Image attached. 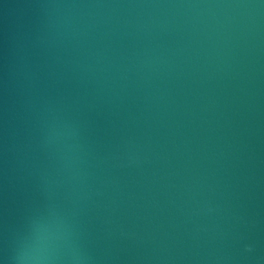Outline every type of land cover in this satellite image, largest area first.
Listing matches in <instances>:
<instances>
[{
	"label": "water",
	"instance_id": "95a60500",
	"mask_svg": "<svg viewBox=\"0 0 264 264\" xmlns=\"http://www.w3.org/2000/svg\"><path fill=\"white\" fill-rule=\"evenodd\" d=\"M191 3L260 0H0V264L61 220L85 264H264V6H139Z\"/></svg>",
	"mask_w": 264,
	"mask_h": 264
},
{
	"label": "clouds",
	"instance_id": "9594fccd",
	"mask_svg": "<svg viewBox=\"0 0 264 264\" xmlns=\"http://www.w3.org/2000/svg\"><path fill=\"white\" fill-rule=\"evenodd\" d=\"M146 7H184V8H257L264 6V0H260V4H171V5H139ZM66 12L60 11V6L54 8L53 27L56 29V36L65 37L68 35L86 34L87 30L96 26L94 20H84L82 25L78 26L75 20V14L72 12V6H64ZM102 7V6H90ZM81 18L84 15H79ZM195 19V18H194ZM155 23L151 18L144 23V27H148ZM163 23V21H161ZM199 24L202 25L201 30L212 29L216 31L223 27L224 22L219 19L209 18L205 20L199 17ZM195 27V24H194ZM210 38L209 33H205ZM70 125L60 119L52 116L47 125L48 142L52 150L57 154L58 159L75 175L79 174L78 164L80 162L79 145L67 134L66 130ZM72 231L69 225L62 220L51 226H41L34 240L24 242L16 256L17 264H85V257L76 247L71 239Z\"/></svg>",
	"mask_w": 264,
	"mask_h": 264
}]
</instances>
